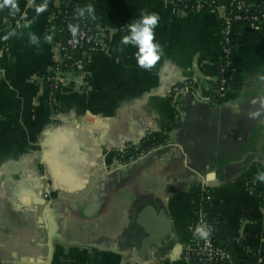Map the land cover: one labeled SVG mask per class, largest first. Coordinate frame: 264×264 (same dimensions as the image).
I'll use <instances>...</instances> for the list:
<instances>
[{"label": "crops", "instance_id": "1", "mask_svg": "<svg viewBox=\"0 0 264 264\" xmlns=\"http://www.w3.org/2000/svg\"><path fill=\"white\" fill-rule=\"evenodd\" d=\"M56 1L0 7L32 9L8 42L0 26V264H183L202 188L215 237L237 258L264 261V25L238 28L232 87L220 96V12L98 0L104 46L83 89L69 81L53 113L40 83L55 57ZM152 12L163 55L146 70L122 38ZM182 80L190 86L174 105ZM149 133L168 141L135 165L118 156Z\"/></svg>", "mask_w": 264, "mask_h": 264}, {"label": "built area", "instance_id": "2", "mask_svg": "<svg viewBox=\"0 0 264 264\" xmlns=\"http://www.w3.org/2000/svg\"><path fill=\"white\" fill-rule=\"evenodd\" d=\"M170 3L174 10L182 8L193 11H205L216 10L220 12V56L217 69V84L219 89V95H224L231 89V75L229 72L234 71L232 68V48H231V36L230 26L233 20H248V28L251 30L258 29L255 22L258 19L257 16H249V5L246 0H231L228 5H225L224 0H166ZM59 0L56 1L55 7L58 5ZM93 9L92 16L97 14L96 4L90 5ZM52 12L51 18L56 14V10ZM88 8V7H87ZM12 16L1 15L0 26L4 33V42H8L11 34L22 27L26 18V13H11ZM86 15L80 17V23H84ZM77 23H73L71 26H76ZM263 26V25H262ZM90 27L87 29L81 28L78 25V31L73 34L70 30V26L67 28L69 36L64 40L54 41L52 43L55 46V57L50 72L41 79V88L44 93V98L48 108L55 113V110L59 104V94L63 86L69 81H76L78 86L82 87L88 80V72L92 61V56L100 51L104 46L103 29L99 25L98 17L93 29L90 31ZM53 34V28H52ZM78 43H83L87 47L81 52V58L75 59L69 64L71 49L77 47ZM71 65V73L76 79H68L66 75L69 70L67 68ZM190 86V81L182 80L174 84L170 89L172 98V104L177 103V97L180 93L186 90ZM139 142V141H138ZM137 142H135L136 144ZM130 145L122 147L120 152L124 154L127 152ZM154 149V148H153ZM152 150V149H151ZM151 150L142 153L141 155L130 158L131 163L135 162L139 158L145 156ZM246 187L252 188L250 181L245 182ZM261 201L264 200V192L258 194ZM211 194L207 188L201 189V207L194 211L189 217L186 223V229L192 234V243L182 250L183 264H211L213 261L226 256V252L215 245L212 241L214 236L215 227L210 217L206 214V204L210 201ZM197 225H205L210 228V235L207 238H201L195 233Z\"/></svg>", "mask_w": 264, "mask_h": 264}, {"label": "trees", "instance_id": "3", "mask_svg": "<svg viewBox=\"0 0 264 264\" xmlns=\"http://www.w3.org/2000/svg\"><path fill=\"white\" fill-rule=\"evenodd\" d=\"M98 0H59L58 5L55 7L56 14L53 18H51L52 26H53V34L52 39L54 41L64 40L69 36L67 28L73 23H77L79 27L87 29L91 31L95 22L97 21L98 15L94 13L93 16H89L85 11L86 17L84 18V23H80L79 10L80 9H87L92 4L97 5ZM211 1V0H207ZM246 3L249 5L247 15L257 16V20L255 24L258 27L264 25V0H246ZM18 15V13H16ZM8 15L9 17L12 14H2ZM32 16V9L26 12L25 21L29 20ZM248 20H233L230 26V36H231V48H232V68L235 70V48H236V39L238 35V28L240 26L248 27ZM87 46L83 43H78L77 47L71 49L70 53V60H68L69 64L72 63L73 60L81 58V52ZM71 65L67 68L69 70L68 73H71ZM234 71L229 72L228 75H231ZM168 141L167 135L161 133H149L145 135L140 141L139 144H130L128 147L127 152L122 154L118 152V156L122 157L124 160H130V158H135L141 155L144 152H147L153 148L159 147L161 145L166 144ZM264 205V200L262 201ZM212 241L215 245L221 247L225 252L226 256L223 258H219L211 264H264V261H260L258 259H251V258H237L234 255V252L231 248V243L229 241H221L215 237V234L212 238Z\"/></svg>", "mask_w": 264, "mask_h": 264}, {"label": "clouds", "instance_id": "4", "mask_svg": "<svg viewBox=\"0 0 264 264\" xmlns=\"http://www.w3.org/2000/svg\"><path fill=\"white\" fill-rule=\"evenodd\" d=\"M11 7L16 8L15 0H3L0 7ZM46 2L39 7H37V12H42L46 9ZM85 11L89 16H92L93 9L89 6L87 9H80L79 15L83 16ZM159 14L152 13H142L138 19L133 20L131 23L127 24L128 34L122 38L123 44H132L136 47L135 60L139 67L143 69H151L163 55L162 46L156 42L154 29L159 22ZM70 30L73 34L78 31V25L70 26ZM50 39V37H49ZM32 42L37 41V37L33 35L31 37ZM260 113L256 112L253 117L259 116ZM256 179L259 181H264V172H258ZM195 233H197L201 238H207L210 235V228L205 225H197L195 228Z\"/></svg>", "mask_w": 264, "mask_h": 264}, {"label": "water", "instance_id": "5", "mask_svg": "<svg viewBox=\"0 0 264 264\" xmlns=\"http://www.w3.org/2000/svg\"><path fill=\"white\" fill-rule=\"evenodd\" d=\"M70 78H72V79H76L74 76H73V74L72 73H68L67 74ZM136 144H139V142H137ZM141 158H143V157H141ZM141 158H139V159H141ZM136 164V162H133L132 163V165H135ZM47 219H49V221H50V217H47ZM1 260L2 261H9L10 260V258L9 257H1Z\"/></svg>", "mask_w": 264, "mask_h": 264}]
</instances>
